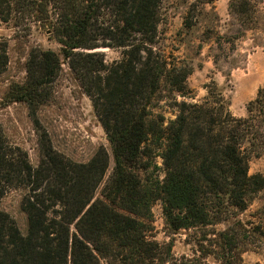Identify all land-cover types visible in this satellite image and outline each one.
Instances as JSON below:
<instances>
[{"label": "trees", "instance_id": "obj_1", "mask_svg": "<svg viewBox=\"0 0 264 264\" xmlns=\"http://www.w3.org/2000/svg\"><path fill=\"white\" fill-rule=\"evenodd\" d=\"M162 0H0V20L15 26L46 27L93 108L111 143L85 163L57 151L44 136L37 165L26 150L0 130V203L11 189H23V233L0 204V264H240L241 249L264 238V204L259 221L238 219L258 192L264 175L249 173L253 155L264 153V85L237 117L216 84L198 101L185 85L191 69L169 62L158 44ZM121 50L108 60L98 49ZM0 49V72L7 65ZM58 52L33 48L26 78L11 84L8 99L27 104L32 117L52 95L62 71ZM167 88L175 117L154 111ZM162 158L165 175L152 185L140 169ZM156 166V165H154ZM162 201L173 231L226 223L219 249L201 245L199 257L176 258L148 239L151 206ZM72 226L75 230L72 231Z\"/></svg>", "mask_w": 264, "mask_h": 264}, {"label": "rangeland", "instance_id": "obj_2", "mask_svg": "<svg viewBox=\"0 0 264 264\" xmlns=\"http://www.w3.org/2000/svg\"><path fill=\"white\" fill-rule=\"evenodd\" d=\"M36 47L52 49L63 60L50 99L37 109L38 122L26 103L11 101L7 96L11 84L25 80L26 61L29 52ZM157 47L170 63L178 62L192 70L185 80L189 96L177 94L178 100H202L207 95L206 86L216 84L232 114L244 117L247 103L264 85V0H162ZM1 48L6 49L8 61L0 72V130L11 144L28 152L33 165L40 160L44 136L57 151L79 163L88 162L99 148H105L109 166L97 189V196H100L114 166L111 143L91 99L69 69L60 44L46 27L39 24L32 23L28 28L0 20ZM98 50L103 51L108 60L121 56L119 49ZM173 101L170 91L165 88L154 111L164 114L166 119L174 118ZM139 173L143 182L149 185L162 179L165 175L162 158L156 156L150 167L140 169ZM249 173L264 175V153L251 157ZM23 193V189H11L0 204L26 233L27 216L21 209ZM263 204L264 190L258 192L238 219L256 224L263 219L259 214ZM151 211L147 237L163 250L171 245L174 257H199L201 245L208 251L219 249L217 233L226 223L173 231L165 222L160 199L152 203ZM71 229L74 231V226ZM251 241L240 251V264H264V238ZM204 261L219 263L213 254L204 255ZM102 264L107 263L102 261Z\"/></svg>", "mask_w": 264, "mask_h": 264}]
</instances>
